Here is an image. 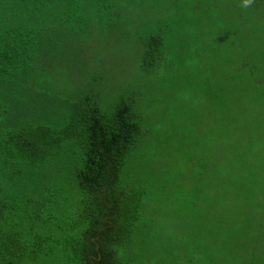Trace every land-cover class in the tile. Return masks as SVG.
Instances as JSON below:
<instances>
[{"label": "rangeland", "instance_id": "1", "mask_svg": "<svg viewBox=\"0 0 264 264\" xmlns=\"http://www.w3.org/2000/svg\"><path fill=\"white\" fill-rule=\"evenodd\" d=\"M182 1H146L141 10L132 0L128 10H117L126 14L122 19L113 8L71 15L64 22L66 46L51 48L33 88L21 80V87L1 89L0 99L12 106L4 123L10 118L15 129L23 123L60 129L92 91L109 115L123 96L132 99L144 137L128 157L119 189L127 196L123 220L134 225L129 242L118 247L121 260L264 264V122L251 152L240 147L239 155L232 142L254 144L255 121L264 111V99L256 95L260 84L249 90L247 78L231 82L234 71L246 73L247 41L233 43L237 28L227 34L229 8L200 1L185 11ZM157 21L171 29L161 47L165 60L144 68L141 37L157 31ZM251 44L264 48V35ZM64 146L30 192V172L20 173L18 166L0 181L2 205L14 209L0 211V243L7 237L23 243L22 264H78L76 249L89 228L82 218L87 194L75 176L83 149ZM240 165L241 184L231 183ZM51 179L61 189L54 201Z\"/></svg>", "mask_w": 264, "mask_h": 264}, {"label": "trees", "instance_id": "2", "mask_svg": "<svg viewBox=\"0 0 264 264\" xmlns=\"http://www.w3.org/2000/svg\"><path fill=\"white\" fill-rule=\"evenodd\" d=\"M131 1L0 0V92L1 89H9V86L21 87V80L33 88L32 80L41 65H45L52 56L51 48L56 51L66 46L68 27L64 22L71 15L83 13L86 8L94 13L101 9L107 11L113 8L114 16L122 19L126 14L123 15L117 10H128ZM137 1L143 10L146 1L156 0ZM200 1L210 6L218 3L231 10L232 29L230 28V32L227 30V34L237 28L239 39L232 41L243 46L246 39L248 50L246 73L241 69L238 72L234 71L231 82L247 78L249 84L246 88L249 90L255 89L256 83L260 84L256 95L259 99H264V48L258 49L251 44L264 35V0H252L247 7L243 6V0H183L181 4L187 11L191 3L195 9L197 4L201 6ZM153 8L157 9L158 3ZM187 19L192 21L193 18ZM154 23L159 25L157 31L141 37L144 46V68L165 60L161 47L169 37L170 25L163 21ZM247 31L248 33L250 31V35L243 38L242 33ZM238 50L241 52L243 47ZM45 56L49 57L46 59ZM234 94L235 92H232V95ZM119 100L114 113L109 115L102 109L101 96L92 91L82 102L74 106L71 118L60 129L24 123L15 129L8 124L10 118L4 123L12 106L0 99V181L12 167L18 166L20 173L30 172L32 185L27 188L30 192L36 176H41L46 170L52 171L54 155L59 147L63 148L66 143H73L76 149H83V157H80V167L75 170V176L82 192L87 194L83 201L85 209H82V218L89 228L80 249H76L74 261L78 264H127L121 260L118 247H124L129 242L134 233V225L123 220L128 212L127 196L119 189L128 157L141 143L144 131L132 99L123 96ZM242 109L243 104L240 111ZM232 112L234 127L237 119L234 109ZM263 122L264 111L255 121L254 127L259 133V139L254 144H239L232 137L239 155L242 147H247L251 152L255 145L258 146ZM257 158L258 154L251 158L253 164L257 163ZM15 160H23L24 163L16 164ZM241 181L240 165L231 183L241 184ZM51 183V190L55 189L54 201L60 195L61 189L58 185L60 182L51 179ZM255 184L258 185L259 181ZM3 203L0 190V211L5 213L14 210L8 205H2ZM26 249L27 247L18 239L4 238L0 243V264H22L25 258L18 254H24ZM33 260L36 261L37 258ZM33 260L31 261L34 262Z\"/></svg>", "mask_w": 264, "mask_h": 264}, {"label": "clouds", "instance_id": "3", "mask_svg": "<svg viewBox=\"0 0 264 264\" xmlns=\"http://www.w3.org/2000/svg\"><path fill=\"white\" fill-rule=\"evenodd\" d=\"M251 2L252 0H243V6L247 7Z\"/></svg>", "mask_w": 264, "mask_h": 264}]
</instances>
